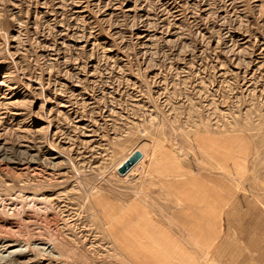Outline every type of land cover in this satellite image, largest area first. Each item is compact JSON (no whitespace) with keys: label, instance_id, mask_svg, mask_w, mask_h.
Masks as SVG:
<instances>
[{"label":"rangeland","instance_id":"1","mask_svg":"<svg viewBox=\"0 0 264 264\" xmlns=\"http://www.w3.org/2000/svg\"><path fill=\"white\" fill-rule=\"evenodd\" d=\"M0 264H264V0H0Z\"/></svg>","mask_w":264,"mask_h":264},{"label":"water","instance_id":"2","mask_svg":"<svg viewBox=\"0 0 264 264\" xmlns=\"http://www.w3.org/2000/svg\"><path fill=\"white\" fill-rule=\"evenodd\" d=\"M142 152L138 149L131 152V154L126 158V160L121 163L118 167L120 173H125L135 164L139 159H141Z\"/></svg>","mask_w":264,"mask_h":264},{"label":"bare ground","instance_id":"3","mask_svg":"<svg viewBox=\"0 0 264 264\" xmlns=\"http://www.w3.org/2000/svg\"><path fill=\"white\" fill-rule=\"evenodd\" d=\"M143 158H142V156H141V159H139L137 162H139V161H141ZM137 163H135L134 165H132L131 166V168L128 170V171H126V174H128L131 170H133V168H134V166L136 165Z\"/></svg>","mask_w":264,"mask_h":264}]
</instances>
